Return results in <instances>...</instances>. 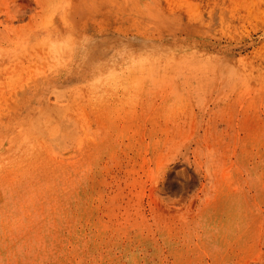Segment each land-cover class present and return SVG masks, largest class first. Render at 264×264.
I'll return each instance as SVG.
<instances>
[{"label":"rangeland","instance_id":"1","mask_svg":"<svg viewBox=\"0 0 264 264\" xmlns=\"http://www.w3.org/2000/svg\"><path fill=\"white\" fill-rule=\"evenodd\" d=\"M0 264H264V0H0Z\"/></svg>","mask_w":264,"mask_h":264},{"label":"bare ground","instance_id":"2","mask_svg":"<svg viewBox=\"0 0 264 264\" xmlns=\"http://www.w3.org/2000/svg\"><path fill=\"white\" fill-rule=\"evenodd\" d=\"M224 86V85H223ZM222 87V86H221ZM178 89H183V90H187V91H191V89H193L194 91H196V92H211V89L212 90H217V91H224V89H222V88H214V87H211V88H205V87H202V86H196V88H191V87H186V86H184V85H174V86H172L170 89H169V95L172 93V92H177V90ZM215 92V91H214ZM214 94V93H213ZM176 161V160H175ZM179 163L182 165V171H187V170H189L190 169V162L186 159L185 161H179ZM177 166V164H175V165H170V166H167L164 170H163V172H162V176L163 177H165V176H168V175H170V173L172 172L171 171V168H173V167H176ZM195 175L193 174L192 176H191V178H189V179H185L184 180V183H182V186H181V194H180V197H179V203L180 204H182V207L181 208H178V212H184L185 211V209H186V211H187V207H186V205H184L185 203H186V201H187V199H188V190L190 189V187H191V184L194 182V179H195V177H194ZM161 187H163V182H162V186ZM219 195V194H218ZM196 201H194V200H190V204L188 205V209H191L192 208V210H194L195 208H196ZM201 205V204H200ZM190 206V207H189ZM194 206V207H193ZM183 208H184V210H183ZM176 211V212H177ZM195 214V212L193 213V215ZM222 220V219H221ZM240 224V223H239ZM227 226V225H226ZM221 235V234H220ZM230 237V236H229Z\"/></svg>","mask_w":264,"mask_h":264}]
</instances>
